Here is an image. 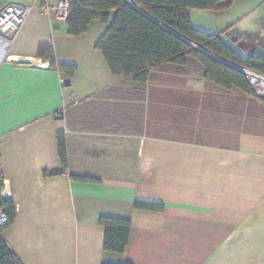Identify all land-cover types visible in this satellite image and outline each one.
Instances as JSON below:
<instances>
[{
  "label": "crops",
  "instance_id": "1",
  "mask_svg": "<svg viewBox=\"0 0 264 264\" xmlns=\"http://www.w3.org/2000/svg\"><path fill=\"white\" fill-rule=\"evenodd\" d=\"M8 3L34 7L12 37L0 33V196L15 203L3 236L22 263L264 264V100L208 80L191 57L145 84L114 75L95 48L101 21L75 36L30 0L0 10ZM188 15L243 58L264 57V0ZM45 46L76 66L70 85ZM101 216L131 221L123 253L104 251Z\"/></svg>",
  "mask_w": 264,
  "mask_h": 264
},
{
  "label": "trees",
  "instance_id": "2",
  "mask_svg": "<svg viewBox=\"0 0 264 264\" xmlns=\"http://www.w3.org/2000/svg\"><path fill=\"white\" fill-rule=\"evenodd\" d=\"M237 0H73L69 17L66 19L68 33L81 35L87 32L94 20L101 21L106 30L95 44L114 75L131 77L136 83L145 84L154 68L165 64H185L194 58L205 69V77L225 88H237L262 100L250 84L247 75L204 50L225 59L237 66L264 74V57L240 56L225 43L222 32L207 33L191 26L188 9L221 11L230 8ZM135 5H133V4ZM161 23L162 25H160ZM172 30V31H171ZM178 35L189 40L191 43ZM42 49V47H41ZM53 67L67 78H72L76 66L57 64L52 47L42 49ZM59 156L63 167L68 165L66 136L64 131L57 133ZM60 169L46 171V176L62 173ZM73 179L98 181L94 177L72 175ZM0 176V189H1ZM0 205L8 213L11 222L15 217V203L0 196ZM135 208L149 211H163L161 203L135 201ZM99 224L104 227V251L123 253L129 243L131 221L129 219L101 216ZM6 227H0V264H23L3 236ZM102 264H133L130 261Z\"/></svg>",
  "mask_w": 264,
  "mask_h": 264
},
{
  "label": "built area",
  "instance_id": "3",
  "mask_svg": "<svg viewBox=\"0 0 264 264\" xmlns=\"http://www.w3.org/2000/svg\"><path fill=\"white\" fill-rule=\"evenodd\" d=\"M34 3L40 13L55 15L58 19L66 20L69 17L70 5L73 0H30ZM31 4L20 5L8 3L0 10V33L6 37H12L25 23L27 17L33 10ZM243 72L259 96H264V74L242 68ZM64 83V80H62ZM8 213L0 205V227L11 224Z\"/></svg>",
  "mask_w": 264,
  "mask_h": 264
},
{
  "label": "water",
  "instance_id": "4",
  "mask_svg": "<svg viewBox=\"0 0 264 264\" xmlns=\"http://www.w3.org/2000/svg\"><path fill=\"white\" fill-rule=\"evenodd\" d=\"M177 35H178V34H177ZM178 36H180V35H178ZM180 37L183 38V39H185V38L182 37V36H180ZM185 40L188 41L189 43H191L189 40H187V39H185ZM191 44H192V43H191ZM195 46H196L197 48H199V49H201V50L207 52L208 54L214 56L215 58H217V59H219V60H221V61H223V62H225V63H227V64H229V65H232V66H234V67H236V68H238V69H240V70L243 71L242 67L237 66V65H235V64H233V63H231V62H229V61H227V60H225V59H222V58H220V57H218V56H216V55H214V54H212V53H210V52L204 50L202 47H200V46H198V45H195ZM64 83H65V85H67V86L70 85V78H65V79H64Z\"/></svg>",
  "mask_w": 264,
  "mask_h": 264
}]
</instances>
